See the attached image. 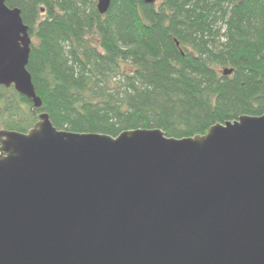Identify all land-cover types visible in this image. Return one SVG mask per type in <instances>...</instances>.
<instances>
[{"label": "water", "instance_id": "1", "mask_svg": "<svg viewBox=\"0 0 264 264\" xmlns=\"http://www.w3.org/2000/svg\"><path fill=\"white\" fill-rule=\"evenodd\" d=\"M30 45L20 9L0 0V86L38 108ZM40 118L3 131L0 264H264V114L181 139Z\"/></svg>", "mask_w": 264, "mask_h": 264}, {"label": "trees", "instance_id": "2", "mask_svg": "<svg viewBox=\"0 0 264 264\" xmlns=\"http://www.w3.org/2000/svg\"><path fill=\"white\" fill-rule=\"evenodd\" d=\"M31 38L26 69L41 106L0 86V128L117 137L204 135L264 114V0H5ZM231 73L223 75V70Z\"/></svg>", "mask_w": 264, "mask_h": 264}, {"label": "rangeland", "instance_id": "3", "mask_svg": "<svg viewBox=\"0 0 264 264\" xmlns=\"http://www.w3.org/2000/svg\"><path fill=\"white\" fill-rule=\"evenodd\" d=\"M5 137H4V135H3V130H1V128H0V147H1V142H2V140L4 139ZM1 154H3V152L1 151V149H0V155Z\"/></svg>", "mask_w": 264, "mask_h": 264}]
</instances>
